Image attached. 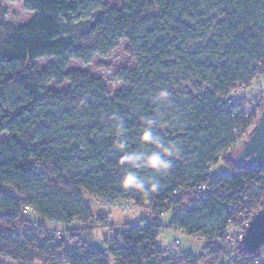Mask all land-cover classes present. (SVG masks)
<instances>
[{"label":"trees","instance_id":"16d2710c","mask_svg":"<svg viewBox=\"0 0 264 264\" xmlns=\"http://www.w3.org/2000/svg\"><path fill=\"white\" fill-rule=\"evenodd\" d=\"M23 3L34 13L25 24L6 25L0 15V264H200L210 257L224 264L231 253L264 264V247L248 254L226 241L264 207V168L223 157L234 141L232 92L260 82L264 92V0ZM75 19L85 21L70 31ZM122 42L135 68L119 77L114 95L88 72L67 71ZM43 58L53 64L39 71ZM161 91L168 95L158 101ZM153 117L163 141L180 151L159 191L145 197L121 189L124 168L113 145L120 137L137 148L144 119ZM221 161L229 171L211 176ZM85 194L103 208L96 216ZM118 203L146 213L105 242V256L88 240ZM163 228L208 245L198 256L181 247L169 255L157 246ZM57 231L65 236L59 246L51 239Z\"/></svg>","mask_w":264,"mask_h":264},{"label":"rangeland","instance_id":"374dc122","mask_svg":"<svg viewBox=\"0 0 264 264\" xmlns=\"http://www.w3.org/2000/svg\"><path fill=\"white\" fill-rule=\"evenodd\" d=\"M107 7L118 8L122 4V0H105ZM0 15L3 18V23L6 25L20 26L25 24L29 19H31L34 13L28 11L23 3V0H0ZM85 19L73 20L67 22L66 27L70 31H75L79 25L84 23ZM125 43H120V46L106 57H94L89 63H78L71 62L67 71H85L88 72L93 78L99 79L105 85L107 92L110 96L118 92L122 87L123 83L119 80V77L125 71H132L135 68V60L125 53ZM53 64L52 58H43L36 61L37 70L41 71ZM261 83V82H260ZM260 83H255L251 90L244 92L245 94L251 96L260 94L263 95V89ZM53 86V85H51ZM67 85H64L58 90H65ZM236 90V89H235ZM235 90L232 92L234 93ZM241 92V91H240ZM241 95V93H239ZM2 108L0 107V113ZM6 136H0V141L5 139ZM241 150L238 149L236 152H232L227 156L229 161L234 164L236 162L237 153ZM227 166L224 162H218L211 170V176H215L220 173L228 172ZM83 200L90 204V208L93 216H96L103 208L100 206L99 201L91 198L87 194L83 196ZM130 205V204H129ZM126 205L125 203H118L111 207H108L105 211L109 214V219L105 227H99L93 231L92 238L89 239V243L93 248L104 252L106 249L105 242L111 237L117 235L121 232L124 225H133L135 222L140 220L143 216V211L135 210L131 205ZM128 206V207H126ZM127 208V211L124 209ZM146 213V212H145ZM144 213V214H145ZM171 214H165L162 218V224L164 227H168ZM78 226L74 223L73 227ZM158 233L157 246L160 248H166L175 239H180L181 249L185 252H189L195 256L201 254L202 250L208 245V242L199 237H189L184 234H179L170 228H163L156 231ZM232 234V231H230ZM219 245V244H218ZM174 258V257H173ZM172 258V259H173ZM200 264H219V262L213 261L210 258L203 259Z\"/></svg>","mask_w":264,"mask_h":264},{"label":"clouds","instance_id":"9594fccd","mask_svg":"<svg viewBox=\"0 0 264 264\" xmlns=\"http://www.w3.org/2000/svg\"><path fill=\"white\" fill-rule=\"evenodd\" d=\"M166 91H161L156 99L164 100ZM158 121L144 119L143 130L136 137L137 148L129 149L128 143L118 137L113 145L114 151L119 153L117 164L124 168L119 184L124 191L142 192L145 197L159 191L160 179L164 177L172 166V158L180 151L177 145L163 141L157 133ZM142 172L151 175H142Z\"/></svg>","mask_w":264,"mask_h":264},{"label":"built area","instance_id":"2783aa9c","mask_svg":"<svg viewBox=\"0 0 264 264\" xmlns=\"http://www.w3.org/2000/svg\"><path fill=\"white\" fill-rule=\"evenodd\" d=\"M244 92L246 91L242 87H238L228 99V107H236L237 110L234 115H232V119L235 122L234 141L232 143V146L224 152L223 156L229 157V154H231L232 152H236L238 149L243 147L244 141L246 142L249 139L248 135L251 133V131L257 124L263 110L264 101L262 95L256 94L249 96ZM239 93H241V95ZM125 204L129 205L128 203ZM124 210L127 211V208H125ZM23 211L25 213H32V209L29 207H24ZM143 213H145V211H143ZM248 222L245 223L243 227H239L238 229H230V231H232V234H229V236H227L226 241L227 246L231 250L235 248H240L243 250L240 241L242 240L244 227L248 226ZM51 239L53 240V244L55 246H59L62 242L65 241V236L62 232L57 231L53 233ZM180 247V240H175L165 248V251L169 255H173L176 253L177 250L180 249ZM104 255H108L107 249L104 252ZM58 264L65 263L62 262ZM224 264H244V262L235 253H231L227 255V259ZM254 264H261V262L256 260L254 261Z\"/></svg>","mask_w":264,"mask_h":264},{"label":"water","instance_id":"95a60500","mask_svg":"<svg viewBox=\"0 0 264 264\" xmlns=\"http://www.w3.org/2000/svg\"><path fill=\"white\" fill-rule=\"evenodd\" d=\"M248 136L249 139L244 141L237 153L236 162L239 166L264 168V105L257 124ZM240 244L248 254H255L264 247V207L253 213L248 226L244 227Z\"/></svg>","mask_w":264,"mask_h":264},{"label":"crops","instance_id":"0c3cea01","mask_svg":"<svg viewBox=\"0 0 264 264\" xmlns=\"http://www.w3.org/2000/svg\"><path fill=\"white\" fill-rule=\"evenodd\" d=\"M162 249V248H161ZM164 249V248H163Z\"/></svg>","mask_w":264,"mask_h":264}]
</instances>
